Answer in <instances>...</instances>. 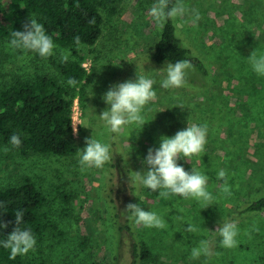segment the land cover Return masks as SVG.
I'll use <instances>...</instances> for the list:
<instances>
[{
	"label": "rangeland",
	"instance_id": "obj_1",
	"mask_svg": "<svg viewBox=\"0 0 264 264\" xmlns=\"http://www.w3.org/2000/svg\"><path fill=\"white\" fill-rule=\"evenodd\" d=\"M154 0H117L116 12L104 11L103 33L93 45H80L87 56L84 66L91 74L85 108L79 98L76 153L60 157L38 152L22 154L0 142V188L19 185L31 178L49 199L52 216L63 235L49 234L24 257L43 256L47 264H264V211H247V206L264 196V76L253 71L248 59L253 51L264 55V0H184V17L175 20L177 34L208 68L204 76L194 67L187 84L163 89L168 63L152 58L158 28L148 8ZM191 9L201 15L193 24ZM3 49H2V47ZM0 82L16 76L50 74L61 79L60 53L39 60L35 53L1 45ZM138 74L157 81V100L142 113L144 126L129 125L111 133L99 116L110 108L104 94L113 85L135 81ZM73 105V108H74ZM182 107H179V106ZM208 126L205 150L190 160L209 176L208 191L213 205L195 199L148 197L146 187L133 182L132 172H146L144 163L150 148H159L161 138L173 137L189 124ZM82 128V132L80 129ZM112 146V162L102 169L79 164V150L92 136ZM227 173L225 181L217 173ZM60 192L70 195L66 202ZM141 199V200H140ZM129 203L162 216L167 228L136 225L127 210ZM227 221L238 223V245L221 246L216 229ZM199 231L187 233L188 224ZM201 240L210 242L213 255L190 259L191 250ZM139 250L147 246L152 254L145 260Z\"/></svg>",
	"mask_w": 264,
	"mask_h": 264
},
{
	"label": "trees",
	"instance_id": "obj_2",
	"mask_svg": "<svg viewBox=\"0 0 264 264\" xmlns=\"http://www.w3.org/2000/svg\"><path fill=\"white\" fill-rule=\"evenodd\" d=\"M117 0H0V46L9 44L12 31H23L24 24L34 17L44 25L46 33L53 38L57 47L69 49L72 57L60 65V78L50 74H38L34 77L16 76L0 82V142L10 146V137L15 133L22 144L17 149L22 154L38 152L60 157L76 153L75 135L72 126L73 105L79 98L85 108L87 87L91 74L84 66L87 56L79 50L80 45H95L103 33L104 11L114 14ZM174 3L175 0H172ZM90 22V21H93ZM177 25L169 20L162 28L160 37L154 45L152 58L158 64L175 63L189 60L199 72L208 75L205 62L185 46L177 34ZM80 37V45L75 37ZM2 47V46H1ZM3 49V47H2ZM5 51L0 50V54ZM31 52V51H29ZM34 53V52H33ZM36 57L42 58L35 53ZM69 78L77 81L75 87L67 84ZM82 128L80 132H82ZM186 171L194 168L180 163ZM195 170V169H194ZM161 190L146 189L148 197H156ZM60 196L70 202L66 192ZM174 199L182 196L170 194ZM0 201L6 205L0 208V221L8 223L0 228V264H47L43 256L10 258V250L3 247V241L16 228L15 211L24 213L22 229L30 230L38 243H42L49 234L63 235L57 221L53 218L49 199L37 184L29 177L19 185L0 188ZM68 202V203H69ZM247 211H264V196L247 206ZM135 255L139 252L143 259H151L147 246L139 250L134 245Z\"/></svg>",
	"mask_w": 264,
	"mask_h": 264
},
{
	"label": "clouds",
	"instance_id": "obj_3",
	"mask_svg": "<svg viewBox=\"0 0 264 264\" xmlns=\"http://www.w3.org/2000/svg\"><path fill=\"white\" fill-rule=\"evenodd\" d=\"M193 15L191 22L196 24L200 21L201 15L198 10H190ZM189 12L184 0H154L148 8V16L158 28H162L169 20L175 21L182 18ZM94 23L93 21H90ZM23 31H12V39L9 46L13 49H22L37 53L41 58H49L56 54V44L53 38L46 33L44 25L34 17L25 23ZM76 44L79 46L80 37L76 36ZM71 53L63 50L60 53V62L66 63ZM254 72L264 76V55H257L253 51L247 58ZM193 68L189 60H178L175 63H168L164 70L166 78L161 80L160 87L163 89L181 88L187 84L188 71ZM157 81L145 75L138 74L135 81L128 80L110 87L104 94V101L110 105V108L103 111L99 116L100 120L105 122L111 133L120 134L129 125L136 124L144 126L145 119L142 115L145 107L157 100V91L154 85ZM67 84L71 87L77 85L74 78H69ZM179 106V105H178ZM182 107V106H179ZM77 124H73V133L78 135ZM208 126L191 123L187 128L178 131L173 137L164 136L161 138L159 148L148 150V155L144 161L148 165L146 172H132L133 182L139 183L153 191L161 190L159 195L168 198L170 194L182 196L185 199H195L204 205V209L213 205L214 197L208 191L209 176L196 171H186L178 161L181 157L188 158L199 156L205 150L207 143ZM10 145L13 148H19L22 144L18 134L10 137ZM86 147L79 150V164L82 169L96 168L102 169L106 164L112 162V146L109 143L101 142L94 135L92 138L85 139ZM11 149L7 146L3 148L5 153ZM227 173L220 169L217 173V179L225 181V187L222 189L228 192ZM141 200V199H140ZM6 205L0 201V208ZM127 210L131 213L130 219L134 220L136 225H143L147 228H167V223L162 216L154 211H145L139 204L129 203ZM16 228L3 241V247L10 250V258L14 259L18 255H27L29 251H34L36 238L30 230L22 229L20 225L24 222V213L20 210L15 211ZM185 229L187 233L194 234L199 231L195 224H188ZM8 223L0 221V228H7ZM221 237V246L224 248H234L238 245L237 237L239 235L238 223L236 221H227L219 226L216 231ZM211 257L213 255L210 242L201 240L197 247L191 250L190 259H199L201 256Z\"/></svg>",
	"mask_w": 264,
	"mask_h": 264
},
{
	"label": "built area",
	"instance_id": "obj_4",
	"mask_svg": "<svg viewBox=\"0 0 264 264\" xmlns=\"http://www.w3.org/2000/svg\"><path fill=\"white\" fill-rule=\"evenodd\" d=\"M79 108H78V105L77 104H75L74 105V108H73V114H72V126H73V124H77L76 125V127L78 128V125H79V121H77V123H76V120L78 119V117H79Z\"/></svg>",
	"mask_w": 264,
	"mask_h": 264
}]
</instances>
